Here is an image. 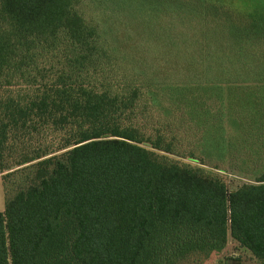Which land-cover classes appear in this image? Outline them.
I'll use <instances>...</instances> for the list:
<instances>
[{
	"label": "trees",
	"instance_id": "16d2710c",
	"mask_svg": "<svg viewBox=\"0 0 264 264\" xmlns=\"http://www.w3.org/2000/svg\"><path fill=\"white\" fill-rule=\"evenodd\" d=\"M167 1L228 21L178 81L121 63L79 0H0V264H196L228 235L264 264V9Z\"/></svg>",
	"mask_w": 264,
	"mask_h": 264
},
{
	"label": "rangeland",
	"instance_id": "374dc122",
	"mask_svg": "<svg viewBox=\"0 0 264 264\" xmlns=\"http://www.w3.org/2000/svg\"><path fill=\"white\" fill-rule=\"evenodd\" d=\"M152 1L159 5L157 9L149 8V5L153 4L150 0H122L120 6L113 0H97V3L96 0H79V7L88 20L108 30L105 34H103L104 29L101 31L102 38L106 44L115 49L116 56H120L123 60L121 63H132L133 71L142 69L147 75L154 71L160 73L159 70L175 73L176 75L169 79L178 81L183 79L180 76H185L190 70L186 63L189 61L199 63L202 60L200 42H209V48L222 47L225 28L221 27H225L228 21L220 14L217 18L210 15L209 11H199L197 5L189 8L192 14L189 17L184 14V7L179 6L180 9H178L167 0ZM180 1L187 6L186 2L191 0ZM218 2L239 12L252 11L254 7L264 9V0H218ZM216 18L217 21H214ZM215 22L217 26L214 25ZM247 44L244 46H248ZM230 45L234 46V42H230ZM160 77H162L161 80H167L166 74ZM42 133H44L41 136L43 141L54 137V134H51L52 130L42 131ZM154 152L158 156H165L180 164H187L220 176L228 191H233L242 184L254 182V173L249 164L241 169L234 165H227L224 171H221L173 154L158 150ZM4 200L5 193L0 175V212L4 208ZM196 264L261 263L250 251L239 246L228 235L227 243L220 252L213 253Z\"/></svg>",
	"mask_w": 264,
	"mask_h": 264
}]
</instances>
